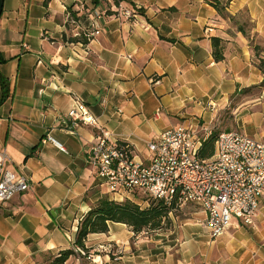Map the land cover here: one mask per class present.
Segmentation results:
<instances>
[{
    "label": "crops",
    "instance_id": "crops-1",
    "mask_svg": "<svg viewBox=\"0 0 264 264\" xmlns=\"http://www.w3.org/2000/svg\"><path fill=\"white\" fill-rule=\"evenodd\" d=\"M118 3L135 22L113 17L111 0H3L0 78L9 94L0 103V151L4 170L25 177L29 189L0 204V264L73 249L80 221L102 199L145 205L141 192L113 198L87 163L102 132L144 164L147 143L164 131L208 129L215 119H233V129L264 142V73L254 54L256 47L264 55V0ZM96 9L106 11L100 33L82 46L76 40ZM75 101L94 124L68 117ZM46 136L64 151L42 143ZM180 210L150 235L109 222L106 233L87 237L86 256L65 264H264V209L253 226L234 220L214 240L200 207ZM103 245L113 252L98 255Z\"/></svg>",
    "mask_w": 264,
    "mask_h": 264
},
{
    "label": "built area",
    "instance_id": "built-area-1",
    "mask_svg": "<svg viewBox=\"0 0 264 264\" xmlns=\"http://www.w3.org/2000/svg\"><path fill=\"white\" fill-rule=\"evenodd\" d=\"M112 10L116 19L135 22L134 12L121 3L113 5ZM103 17L105 10L92 11L86 38L99 35L97 22ZM211 31L207 29V33ZM150 82L159 84L157 78ZM68 117L83 124L95 123L85 105L77 101ZM208 134L206 128L168 129L147 143L150 159L144 164L135 160L129 144L102 132L87 152V163L113 198H125L138 191L171 210L189 203L197 205L206 214L205 227L214 240L234 220L253 226L259 210L264 209V142L236 131L222 132L215 140L213 155L203 160L199 151ZM42 143H52L64 151L49 136ZM6 161V153L0 151V204L29 189L25 177L4 170ZM73 251L78 257L86 256L82 249ZM112 252L111 245L98 247V255Z\"/></svg>",
    "mask_w": 264,
    "mask_h": 264
},
{
    "label": "trees",
    "instance_id": "trees-1",
    "mask_svg": "<svg viewBox=\"0 0 264 264\" xmlns=\"http://www.w3.org/2000/svg\"><path fill=\"white\" fill-rule=\"evenodd\" d=\"M111 1L118 3L122 0ZM215 6L217 11H219V13H221L224 18L228 17V15L222 13L223 8L218 7L217 3ZM75 19L79 20L78 18ZM242 24L244 27L248 28L245 23ZM88 28L89 24L86 26L85 30H88ZM76 41H80L82 46H86L88 44V38L85 37ZM256 50L258 51V48L255 47L254 51ZM215 56L218 59V53L216 51ZM259 68L261 71H263L261 66ZM263 84L264 82L259 86L261 87ZM8 94V84L0 78V103L3 101V99L8 97ZM218 135L219 134L216 132L209 133L208 136L202 141L199 151L200 159H209L213 155L214 143ZM170 212L171 209L160 201H153L152 203L142 207L128 199L121 202L102 199L98 201L97 204L92 207L80 221L73 248L85 250V241L87 237L91 234L106 233L109 222L125 224L130 227L134 233H140L147 229H160L162 227V220L167 218ZM74 255L75 253L73 249H66L58 251L54 254L49 253L45 256L43 261L39 263L37 262L35 264H65V262Z\"/></svg>",
    "mask_w": 264,
    "mask_h": 264
},
{
    "label": "rangeland",
    "instance_id": "rangeland-1",
    "mask_svg": "<svg viewBox=\"0 0 264 264\" xmlns=\"http://www.w3.org/2000/svg\"><path fill=\"white\" fill-rule=\"evenodd\" d=\"M227 1V0H226ZM238 19L242 22L245 23L246 26L248 27L247 30L250 31V18L246 13H241V15L238 17ZM255 54V58L257 59V65L258 67L261 66L262 68V72H264V55L261 54L260 50H256L254 51ZM260 65V66H259ZM233 119H215L212 124L210 126H208V133H212V132H216L217 134H220L222 132H228V131H237L235 129H233ZM238 132V131H237ZM201 136H204L203 134H201ZM138 192V191H137ZM135 192V193H137ZM141 198L144 199L145 201V205H148L149 203H152L154 200H151L149 197L145 196L143 193L141 194ZM145 205H141L142 207H144ZM179 211H181L180 209H175V210H171V214H177ZM170 215L168 214L167 218H165L164 220H162V229L166 228V226L169 224L168 222V217ZM152 231L151 230H145V234H151Z\"/></svg>",
    "mask_w": 264,
    "mask_h": 264
},
{
    "label": "water",
    "instance_id": "water-1",
    "mask_svg": "<svg viewBox=\"0 0 264 264\" xmlns=\"http://www.w3.org/2000/svg\"><path fill=\"white\" fill-rule=\"evenodd\" d=\"M2 7H3V0H0V16H1V13H2Z\"/></svg>",
    "mask_w": 264,
    "mask_h": 264
}]
</instances>
